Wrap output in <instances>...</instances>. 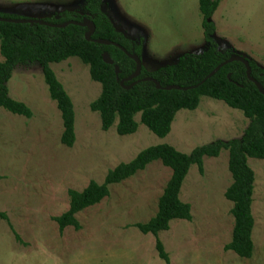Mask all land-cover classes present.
<instances>
[{"label": "rangeland", "instance_id": "374dc122", "mask_svg": "<svg viewBox=\"0 0 264 264\" xmlns=\"http://www.w3.org/2000/svg\"><path fill=\"white\" fill-rule=\"evenodd\" d=\"M84 5L85 0H0V12L46 19L62 12L84 15ZM100 9L115 30L141 45L142 64L149 70L207 48L198 0H100ZM210 21L220 52L251 59L264 70V0H221ZM49 68L72 102L75 142L70 148L60 142L61 115L41 67H15L8 96L25 104L32 117L0 108V212L7 216L0 219V264H165L155 251V237L134 227L157 211L171 174L160 161L108 186V197L75 215L78 231L67 227L59 233L52 218L67 211V190L81 192L90 181L101 184L109 170L141 150L166 144L189 154L217 140L240 139L248 120L221 101L201 97L195 110L176 113L164 138L141 125L138 114L136 132L118 136L116 123L102 131L98 113L89 108L100 85L90 79L88 66L70 58ZM227 160L222 150L216 158H203L202 175L196 166L189 168L179 200L190 206L191 220H171L168 230L157 234L169 264H264V160L248 159L254 173L249 259L223 249L233 227L232 203L224 197L231 184Z\"/></svg>", "mask_w": 264, "mask_h": 264}, {"label": "trees", "instance_id": "16d2710c", "mask_svg": "<svg viewBox=\"0 0 264 264\" xmlns=\"http://www.w3.org/2000/svg\"><path fill=\"white\" fill-rule=\"evenodd\" d=\"M221 0H198L201 16V28L207 48L198 54H184L174 64L160 66L149 70L143 64L139 75L126 83L150 78L158 83L156 88L152 81L137 82L130 89H123L119 82L127 79L135 71V63L120 49L113 46L99 45L86 41V28L70 24L64 28H51L40 24H14L0 22V108L24 118H31V110L22 102L8 96L7 82L15 67L22 64H38L43 80L47 86L50 99L55 102L61 115L63 131L60 142L67 148L75 142L74 111L69 96L49 68L51 63H61L70 58L78 59L88 66L90 79L100 85V94L89 104L92 112L100 118L102 131H107L114 123L118 136L132 135L138 124L134 120L139 115V123L159 138L170 132L176 113L180 110H195L201 97L221 101L231 109L238 110L248 120V125L240 139L214 141L207 145L195 147L189 154L176 151L173 147L160 144L141 150L131 161L120 163L109 170L101 184L90 181L81 191L67 190L68 209L58 217L52 218L59 233L72 227L75 231L80 224L75 215L80 211L95 206L108 197V186L118 184L142 171L153 161L170 169L161 196L158 198L157 211L146 223H137L134 227L142 234L155 237L154 248L159 259L169 264L168 255L157 234L168 230L171 220L190 221V206L179 200L182 183L191 166H196L203 174V158H216L222 150L228 154L227 169L231 184L224 192L226 200L232 203L230 210L233 227L230 241L224 245V251H231L239 258L252 256L251 239L254 227L252 216V195L254 173L248 166V159L264 160V96L246 77V68L240 62H231L223 66L215 75L194 89L166 91L168 86L180 88L196 86L216 66L236 55L230 51L220 52L213 41L214 24L210 21ZM85 14L62 12L42 19L50 24L62 25L68 21L81 23L83 19L94 25L91 40L101 39L114 42L124 50L137 56L142 63V47L139 43L126 38L115 30L109 19L100 9V0H85ZM0 18L20 19L18 16L1 13ZM106 52L112 65L102 61ZM250 77L264 89V70L247 59ZM119 73L116 75L114 68ZM0 219L7 221L5 213L0 212ZM14 233L13 229H11ZM15 239L19 237L14 233Z\"/></svg>", "mask_w": 264, "mask_h": 264}, {"label": "water", "instance_id": "95a60500", "mask_svg": "<svg viewBox=\"0 0 264 264\" xmlns=\"http://www.w3.org/2000/svg\"><path fill=\"white\" fill-rule=\"evenodd\" d=\"M0 22H5V23H14V24H29V25H32V24H40V25H43V26H47V27H51V28H64L70 24H73V25H76V26H80V27H83V28H86L88 30V32L84 35V39L86 41H92L96 44H99V45H105V46H113V47H116L118 49H120L128 58L132 59L135 63V71L134 73L129 76L127 79H123L119 82V85L123 88V89H130L131 87H133L137 82H140V81H152L156 88L159 89V85L158 83L154 82V80L150 79V78H145V79H142L140 81H136V82H133L131 83L128 87L124 86V83L128 82V81H131L133 79H135L139 73H140V70H141V60L135 56V55H131L129 53H127L124 48H122L121 46H119L118 44L114 43V42H110V41H106V40H101V39H96V40H91V36L94 32V25L86 20V19H83L81 23H78V22H75V21H68V22H65L63 23L62 25H55V24H50L42 19H23V18H20V19H4V18H0ZM102 61L105 63V64H108V65H112V61L109 57V55L104 52L102 54ZM240 62L241 64L244 65V67L246 68V77L247 79L252 82L256 88L259 90V92L264 96V89L263 87L257 82L255 81L254 79H252L250 77V68H249V64H248V61L239 56V55H233L232 57H230L229 59L223 61L222 63H220L218 66H216L200 83H198L196 86H191V87H185V88H180L178 86H168L165 88L166 91H171V90H181V91H186V90H191V89H194L196 88L197 86H200L202 85L206 80L210 79L213 75H215L223 66L231 63V62ZM115 70V74L117 75L119 73L118 71V68L115 67L114 68Z\"/></svg>", "mask_w": 264, "mask_h": 264}]
</instances>
